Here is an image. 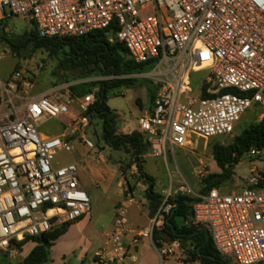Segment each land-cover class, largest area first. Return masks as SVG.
Returning a JSON list of instances; mask_svg holds the SVG:
<instances>
[{
	"label": "built area",
	"instance_id": "obj_1",
	"mask_svg": "<svg viewBox=\"0 0 264 264\" xmlns=\"http://www.w3.org/2000/svg\"><path fill=\"white\" fill-rule=\"evenodd\" d=\"M0 13L31 22L47 39L82 37L114 25V40L133 63L152 64L147 75L158 85L133 131L142 136L150 158L166 162L167 154L192 136H230L253 107L264 118V0H0ZM199 70L209 74L193 96L189 77ZM22 75L19 70L0 79V251L9 254L25 240L87 215L89 199L76 166L54 161L57 152L71 153L75 139L93 149L84 130L98 92L77 97L49 90L32 97ZM66 117L60 134L39 131L42 122ZM247 154L264 161L261 151ZM177 191L171 185L161 190L157 210L144 228L132 232L131 245L148 240L155 246L153 234L173 214ZM179 191L196 199L191 223L205 229L221 257L264 264V171L252 168L238 193ZM123 198L106 248L94 254L98 264H125V205L136 202L130 186ZM178 248L177 241L162 243L160 262ZM129 260L135 262L133 256Z\"/></svg>",
	"mask_w": 264,
	"mask_h": 264
},
{
	"label": "rangeland",
	"instance_id": "obj_2",
	"mask_svg": "<svg viewBox=\"0 0 264 264\" xmlns=\"http://www.w3.org/2000/svg\"><path fill=\"white\" fill-rule=\"evenodd\" d=\"M6 13V11H5ZM0 24V78L10 72L23 71L25 92L35 97L46 91L54 90L56 94L69 92L75 96L77 92L110 80V75H103L97 70L72 68L63 53L49 54L42 48H34L32 39L35 32L32 24L21 18L2 19ZM125 58L129 59L128 56ZM150 71V70H149ZM127 74L121 79L130 81L120 84L106 94V105L116 114L115 133L127 135L134 131L136 119L141 115L139 108H148L152 92H157L158 85L148 78V73ZM10 73V74H11ZM207 70H199L189 77L192 95H197L201 84L208 76ZM98 88V85L92 89ZM181 103H184L181 100ZM258 108L253 107L239 117L235 123L234 133L227 137L215 139H200L192 136L183 148H176L166 156V162L159 158H150L146 152L140 157L143 171L154 180L153 191L157 194L169 185L180 193L181 187L191 189L193 194H199L203 187V179L210 174H218L212 154L215 144L227 145L232 142L245 127L257 123ZM70 117L61 120L44 121L40 124L42 134L57 135L65 128ZM84 133L93 144V149H87L77 139L71 142V153L57 152L55 162L62 166L74 164L79 181L89 199V211L83 222H73L64 236L53 242L49 248L46 264H96L94 254L106 248L108 235L112 232L115 208L123 201L127 186L134 191L135 205L126 206L129 223L138 227L146 224L144 216H139V202L148 207L147 191L149 183L138 177L134 158L126 150L114 151L104 145L101 139V128L94 120L89 123ZM256 168L264 171V161L259 158L244 155L232 167L231 178L220 185L224 193H238L249 176L250 170ZM138 189V190H137ZM138 204V205H137ZM178 242V241H177ZM35 242L27 240L16 247V252L9 254L0 251V264H21L35 247ZM53 247V248H52ZM144 249L143 260L148 264H160L155 251ZM188 249L179 244L178 252L165 257L163 264H181L180 261L190 260ZM228 263L231 258L222 257ZM231 261V262H230Z\"/></svg>",
	"mask_w": 264,
	"mask_h": 264
},
{
	"label": "trees",
	"instance_id": "obj_3",
	"mask_svg": "<svg viewBox=\"0 0 264 264\" xmlns=\"http://www.w3.org/2000/svg\"><path fill=\"white\" fill-rule=\"evenodd\" d=\"M3 20H0V24ZM117 28L111 25L104 30L95 31L82 37H60V38H41L36 30L32 39L34 48H42L49 54L63 53L67 62L72 68L83 70H97L103 75H112L120 77L127 74H140L148 72L152 64H135L128 56L124 46L114 40ZM130 81L129 79L118 78L116 80H107L92 84L90 87L81 91L72 89L75 96L80 97L92 90V87L98 85L95 102L88 111L89 123L96 120L101 128V139L104 145H108L114 151H129L134 158L138 177L149 183L147 191L149 214L153 215L159 206V194L153 191L154 180L147 175L142 168L140 157L147 152V145L142 136L137 132L127 135H117L115 133L116 114L106 105V94L109 90L117 88L120 84ZM150 103L155 97V90L152 92ZM261 113L258 110V115ZM250 149H256L264 153V118L257 123L248 125L231 143L227 145L215 144L212 148L213 160L220 170L218 174H210L203 179V187L199 194H205L212 188H220V185L228 181L232 174V167L246 155ZM196 199L182 194L175 197L176 207L173 214L165 222L161 231L154 232L153 242L155 246L161 247L162 243L178 241L180 245L185 246L191 261H198L199 264H234L228 263L215 251L211 240L205 230L191 223L192 203ZM176 216H183L187 221L186 225L178 228L175 223ZM71 223L60 224L54 227L50 232L42 234L39 237L30 238L35 242L33 250L22 260L21 264H46L49 261L48 251L53 242L64 235ZM27 241V240H25ZM24 241V242H25ZM161 241L162 243H158ZM22 242V243H24ZM209 257L213 258L212 260ZM231 262V261H230Z\"/></svg>",
	"mask_w": 264,
	"mask_h": 264
},
{
	"label": "crops",
	"instance_id": "obj_4",
	"mask_svg": "<svg viewBox=\"0 0 264 264\" xmlns=\"http://www.w3.org/2000/svg\"><path fill=\"white\" fill-rule=\"evenodd\" d=\"M10 18H12V17H10V16H8L7 14H1L0 13V20H2V19H6V20H8V19H10ZM25 22H27V23H30V24H32L31 22H29V21H26V20H24ZM33 26V25H32ZM11 73V72H10ZM10 73L8 74V75H6L5 77H3V78H0V79H6L9 75H10ZM140 109V112L142 113L143 111H145V110H148L149 108H139ZM46 134H48V133H46ZM52 135V134H51ZM54 165L55 166H60V165H58L55 161H54ZM138 190V189H137ZM136 203V202H135ZM135 203H134V205H135ZM139 204V206H137V211H138V213H139V216H144L145 217V219H146V224H145V226L147 225V223H148V220H149V218L152 216V215H150L149 214V210H148V207H146V206H144L143 204H141L140 202L138 203ZM137 204V205H138ZM119 205V204H118ZM128 205H130V204H128ZM126 206L127 205H125V209H126ZM114 209H115V206H114ZM126 212H127V210H126ZM127 214V213H126ZM87 216V215H86ZM85 217V216H84ZM83 217V218H84ZM80 219V220H78V221H76L77 223L76 224H78V223H81V222H83V220H85V219ZM126 218H127V216H126ZM191 221V220H190ZM113 224V223H112ZM187 224V221H185L184 220V225H186ZM145 226H143V227H138V226H136L135 224L134 225H132V224H130L129 223V220H128V218H127V224H126V230H127V233H126V235H125V237H124V245H125V247H126V249H127V258H126V260H125V264H146V263H144V260H143V254H144V249H146V250H149L150 249V247H149V245L152 247V249L155 251V253L157 254V256H158V259H159V255H158V252H157V250H158V248L156 247V246H153L148 240H142L141 242H139L137 245H135V246H133V245H131L130 244V239H131V236H132V232L133 231H135V230H138V229H141V228H144ZM199 228H201L202 230H205L203 227H199ZM206 232V231H205ZM64 235H62V236H60L59 238H61V237H63ZM109 236V235H108ZM58 238V239H59ZM57 239V240H58ZM56 240V241H57ZM107 243H108V239H107V242H106V244H105V246H107ZM179 243V242H178ZM53 248V247H52ZM177 252H178V250H177ZM130 256H133L134 258H135V262H131L130 260H129V257ZM22 260L23 259H21L20 260V262H22ZM94 261H95V259H94ZM163 261L164 260H162V262H160V259H159V262H160V264H163ZM95 263L96 264H98L96 261H95ZM180 263L181 264H193V263H196V264H199V262L198 261H191V260H188L187 262H183V261H180ZM148 264V263H147Z\"/></svg>",
	"mask_w": 264,
	"mask_h": 264
},
{
	"label": "water",
	"instance_id": "obj_5",
	"mask_svg": "<svg viewBox=\"0 0 264 264\" xmlns=\"http://www.w3.org/2000/svg\"><path fill=\"white\" fill-rule=\"evenodd\" d=\"M175 223L177 225L178 228H181L184 225V217L183 216H176L175 218ZM209 259H213L211 257H209Z\"/></svg>",
	"mask_w": 264,
	"mask_h": 264
}]
</instances>
